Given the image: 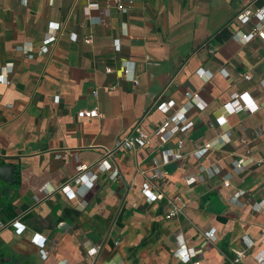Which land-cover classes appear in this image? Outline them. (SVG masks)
<instances>
[{
	"label": "crops",
	"instance_id": "crops-1",
	"mask_svg": "<svg viewBox=\"0 0 264 264\" xmlns=\"http://www.w3.org/2000/svg\"><path fill=\"white\" fill-rule=\"evenodd\" d=\"M89 3L99 10L86 16ZM260 7L264 0H134L122 13L112 0H0V162L15 166V182L0 181V264H42L36 235L45 238L47 264H194L174 256L177 235L197 250V264H232L247 236L255 244L239 264H257L264 211L245 200L264 196V40L234 35L257 23L237 15ZM49 35L55 40L40 53ZM234 92H247L258 110L225 112ZM168 100L174 105L163 114L157 104ZM185 106L191 127L160 142L157 128ZM95 107L97 117L78 115ZM137 124L150 146L116 148ZM178 139L183 157L166 163L162 152L176 150ZM211 142L199 159L192 155ZM238 157L248 161L236 172ZM154 159L166 176L156 180L163 198L149 201L140 170L150 174ZM100 161L110 167L101 171ZM80 163L98 177L69 200L59 187ZM203 169L210 174L186 183ZM45 184L55 191L46 195ZM241 189L243 204L230 203ZM181 204L179 215L165 217ZM15 219L21 233L8 225ZM212 229L214 242L205 238Z\"/></svg>",
	"mask_w": 264,
	"mask_h": 264
},
{
	"label": "built area",
	"instance_id": "built-area-1",
	"mask_svg": "<svg viewBox=\"0 0 264 264\" xmlns=\"http://www.w3.org/2000/svg\"><path fill=\"white\" fill-rule=\"evenodd\" d=\"M115 4L118 11L124 13L128 10L129 7H131L134 3V0H112ZM92 10H99V6L97 3H89L86 7L83 9V13L86 16H89ZM101 13H104L101 11ZM251 16L255 17L257 20L256 25L252 27V29L246 33L242 34H235L234 38L237 40L247 43L250 41V39L253 37V35L256 33L258 37H260L262 40H264V7L256 8L254 11L250 8H245L242 12H240L237 15V20L240 22L246 24L250 21ZM99 21H103L102 18H97ZM55 35H49L46 38L43 39L42 45L40 47V53H46L48 51L47 45L55 40ZM76 37L73 36V39ZM86 43L91 42V39L85 38L84 39ZM118 49L119 45H115ZM23 54L30 56L29 50L23 49ZM124 67V74L128 73L127 65H123ZM106 72H111L112 69L106 68ZM11 71V68H9V71ZM203 73V72H202ZM202 73L200 76H202ZM246 78H249L246 75ZM132 82L136 83V80L131 77L130 78ZM6 78L2 74H0V81H5ZM261 85L264 86V80H261ZM191 101L195 102L196 104H200V100H198L197 95H191L189 92L185 93ZM93 95H96V92H93ZM189 103V102H188ZM197 104V105H199ZM174 102L172 100H168L166 102H161L157 104V107L163 114H168L171 108L173 107ZM225 112L227 113H238L240 111H247L249 113H254L256 110H258L259 106L254 102V100L251 98V96L247 92L243 93H237L234 92L230 95L229 100L224 104L223 106ZM186 106L185 108L182 107L181 109L176 110L168 119L163 121L161 125L157 128L155 131L156 137L159 139L160 142L166 143L169 138L174 135L175 133H183L187 129H189L192 125L191 122L187 121L186 119ZM78 115L83 117H97L100 115L98 109L92 108L89 110H81L78 112ZM217 121L223 124L226 122V119L223 116H219L217 118ZM172 122L174 124L173 127L169 128V123ZM225 142L229 141V138L223 139ZM184 143L182 139L177 140L176 150L173 149H164L163 150V158L165 159V162L168 163L171 160H179L183 157V154L180 152V149L183 147ZM213 143H206L204 146L197 148L192 155L199 159L211 146ZM150 146V139L149 135L142 129V127L137 124L135 127L132 128V130L125 135L123 138H121L116 143V148H123L127 150H134L136 151L139 147H149ZM60 155L57 154V157ZM248 161L247 157H238L236 158L232 165L233 170L236 172H239L242 170ZM252 161V160H250ZM264 161V159H260L259 162ZM159 162L154 159L153 160V166L150 174H147L144 170H140L142 174L146 176V181L142 184V194L144 197L149 201H156L163 198V193L160 191L159 186L156 183V180L164 179L166 176V171H162L159 169ZM98 167L101 170H106L110 167L109 164H106L104 161H100L98 163ZM77 174L68 182L62 184L59 187V190L69 199H78L85 196V194L91 189L93 186L95 180L97 179V175L95 173H92L90 170H88L87 165L85 164H78L76 165ZM201 174L198 175H190L186 178V183L188 185L196 182L198 177L200 178L202 173H209V169H203L201 170ZM117 175V170H113L111 173V178H114ZM230 175H227L223 178V183L225 186H228L230 184ZM41 190L46 194L49 195L55 189L48 184L43 185ZM245 190H237L233 196L230 198V203L232 204H243V201L240 200V197L245 194ZM35 200L38 202L39 197L36 196ZM247 203H251L252 208L256 211H264V196H262L258 200H252L251 198H247L245 200ZM82 205H85L84 202H82ZM183 205L180 206L173 205L172 208H170L165 217L166 218H172L177 215H179L182 212ZM8 225H12L15 227L16 232L21 233L23 231V227L20 226V222L18 220L11 221ZM6 225L0 223V227H4ZM260 242L262 244V247L254 254L253 258L257 264H264V231L260 234ZM205 238L208 241L214 242L216 240V233L215 229H212L211 231H208L205 233ZM242 243L243 248L242 249H233L234 252V258L232 259V264H239V262L242 261V259L246 256L247 251L252 248L255 244V241L247 236L242 237ZM33 241L38 246L39 254L42 260V264H47L46 260L49 255V251L45 248V238L42 235H36L33 238ZM176 243L177 247L174 250V256L179 259L183 263L193 262L194 264H197L198 261L194 260L197 256V250L194 247H188L185 243V241L180 238V235L176 236ZM91 251V250H90ZM93 251L95 252L96 249L94 248Z\"/></svg>",
	"mask_w": 264,
	"mask_h": 264
},
{
	"label": "water",
	"instance_id": "water-1",
	"mask_svg": "<svg viewBox=\"0 0 264 264\" xmlns=\"http://www.w3.org/2000/svg\"><path fill=\"white\" fill-rule=\"evenodd\" d=\"M14 170V165L10 163L3 164L0 162V181L5 183H14Z\"/></svg>",
	"mask_w": 264,
	"mask_h": 264
},
{
	"label": "rangeland",
	"instance_id": "rangeland-1",
	"mask_svg": "<svg viewBox=\"0 0 264 264\" xmlns=\"http://www.w3.org/2000/svg\"><path fill=\"white\" fill-rule=\"evenodd\" d=\"M255 35H257V34L255 33L253 36H255ZM257 36H258V35H257ZM252 38H253V37H252ZM256 111H257V110H256ZM256 111H255V112H256ZM211 143H212V142H211ZM204 145H205V144H204ZM204 145H203V146H204ZM199 148H200V147H199ZM121 149H123V148H121ZM133 151H134V150H133ZM205 153H206V152H205ZM205 153H204V154H205ZM204 154H203V155H204ZM203 155H202V156H203ZM101 171H102V170H101ZM201 172H202V171H200L199 174H201ZM116 176H117V175H116ZM97 177H98V176H97ZM95 181H96V180H95ZM196 181H197V180H196ZM194 183H195V182H194ZM192 184H193V183H192ZM93 185H94V184H93ZM92 187H93V186H92ZM92 187H91V188H92ZM154 201H155V200H154Z\"/></svg>",
	"mask_w": 264,
	"mask_h": 264
}]
</instances>
